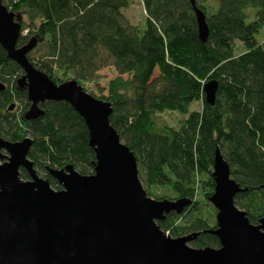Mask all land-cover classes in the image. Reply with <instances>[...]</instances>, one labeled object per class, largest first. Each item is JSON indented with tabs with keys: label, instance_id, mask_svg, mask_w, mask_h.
Returning <instances> with one entry per match:
<instances>
[{
	"label": "trees",
	"instance_id": "16d2710c",
	"mask_svg": "<svg viewBox=\"0 0 264 264\" xmlns=\"http://www.w3.org/2000/svg\"><path fill=\"white\" fill-rule=\"evenodd\" d=\"M2 2L21 24L17 46L36 38L46 47V60L34 61L33 51L27 59L55 84L70 81L73 73L71 80L83 85L108 66L118 73L108 81V96L98 99L112 103L110 123L134 153L149 197L193 201L182 215L158 222L165 233L172 238L199 233L191 247H220L218 238L206 233L216 228L215 212L202 208L215 190L217 148L232 178L247 189L236 196V206L259 224L264 217V0H197L210 29L206 44L198 38L188 0H141L143 31L123 15L133 0ZM238 43L244 49L239 54ZM23 73L0 46V82L6 85L0 90V137L17 142L30 134L29 159L55 190L61 187L47 167L71 164L82 175L94 174L88 128L68 103L47 102L45 116L30 122L9 112L15 97L25 100L22 112L29 109L26 92L18 91ZM210 80L219 83L214 106L205 102L203 90ZM193 103L201 110L190 112ZM165 112L188 117L179 128L160 126L157 114ZM21 178L29 179L23 169Z\"/></svg>",
	"mask_w": 264,
	"mask_h": 264
},
{
	"label": "water",
	"instance_id": "95a60500",
	"mask_svg": "<svg viewBox=\"0 0 264 264\" xmlns=\"http://www.w3.org/2000/svg\"><path fill=\"white\" fill-rule=\"evenodd\" d=\"M188 1L198 38L206 44V15L197 0ZM20 36L21 24L0 0V46L22 68L17 85L30 103L23 120L45 116L41 105L47 102L68 103L88 128L96 163L92 175L80 174L71 164L47 167L61 187L55 190L29 159L31 137L17 142L0 137V160H6L0 164V264H264V217L252 224L236 206V196L247 189L232 178L219 148L212 173L215 190L209 198L217 225L206 233L217 237L220 247L196 249L190 244L199 233L172 238L158 225L172 213L182 215L193 201L149 197L134 153L110 123L112 103L86 92L76 80L55 84L27 59L38 40L18 47ZM5 89L0 82V90ZM203 90L205 102L214 106L219 83L210 80ZM22 169L30 180H22Z\"/></svg>",
	"mask_w": 264,
	"mask_h": 264
},
{
	"label": "rangeland",
	"instance_id": "374dc122",
	"mask_svg": "<svg viewBox=\"0 0 264 264\" xmlns=\"http://www.w3.org/2000/svg\"><path fill=\"white\" fill-rule=\"evenodd\" d=\"M210 2H214L215 0H209ZM123 15L125 16V19L127 20L128 24L134 27H138L141 31L144 30L145 28V12L143 8V4L141 0H133V4L129 9H126L123 11ZM23 22L28 24V18L24 16ZM26 33V32H25ZM244 49L243 47L238 43V50L237 53L243 52ZM46 55H47V49L45 46L41 45L40 43L37 45V47L33 50L31 57L34 59V61H44L46 60ZM159 71L158 69L155 71L154 78L158 77ZM118 77V73L115 71L113 67H104L100 71L97 72L96 74V79L85 82L83 81L81 85L82 87L86 88V92L92 94L96 98H106L108 96V81L115 79ZM68 79H73L74 75L73 73H70L67 77ZM126 78V76L124 77ZM4 84V83H3ZM5 85V84H4ZM25 100L20 97H16L15 100L13 101V104L15 105L14 109V114L16 117H21L23 114L22 110L24 107V104L22 103ZM201 104L200 103H193L190 107V112L194 110H201ZM158 115V121L160 123V126H170L174 128H179L181 125V122L188 117V115L183 116L177 112H165V113H160ZM26 137H31L30 134H28ZM32 138V137H31ZM5 161H0V164H3ZM38 175L41 178L46 179V174L38 169ZM143 188L147 192V187L142 183ZM53 188V187H52ZM54 189V188H53ZM154 199V197H151ZM203 206V205H202ZM205 212H215V215H217L216 209L213 207V205L208 201L207 206L202 207ZM216 222V218H215ZM162 230V229H161ZM163 231V230H162ZM169 235V233H166Z\"/></svg>",
	"mask_w": 264,
	"mask_h": 264
},
{
	"label": "flooded vegetation",
	"instance_id": "af4514ba",
	"mask_svg": "<svg viewBox=\"0 0 264 264\" xmlns=\"http://www.w3.org/2000/svg\"><path fill=\"white\" fill-rule=\"evenodd\" d=\"M23 76H24V73H23L22 77H23ZM18 80H19V79H18ZM5 87H6V85H5ZM5 90H6V89H5ZM5 90H4V91H5ZM4 91H3V92H4ZM18 91H20V90L18 89ZM20 92H26V91H20ZM26 95H27V92H26ZM15 98H16V97H15ZM14 100H15V99H14ZM27 101H28V99H27ZM28 103H29V101H28ZM12 105H14V104H12ZM29 107H30V103H29ZM41 107H42V105H41ZM14 109H15V105H14ZM14 109H13V111H14ZM13 111H10V110H9V112H11V113H14ZM25 113H26V112H23V114H22V118H23V115H24ZM1 138H2V137H1ZM0 161H5V162H6V160H0ZM5 162H4V163H5ZM37 172H38V170H37ZM26 173H27V172H26ZM28 176H29V175H28ZM46 176H47V175H46ZM28 180H30V177H29Z\"/></svg>",
	"mask_w": 264,
	"mask_h": 264
}]
</instances>
